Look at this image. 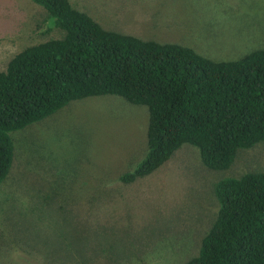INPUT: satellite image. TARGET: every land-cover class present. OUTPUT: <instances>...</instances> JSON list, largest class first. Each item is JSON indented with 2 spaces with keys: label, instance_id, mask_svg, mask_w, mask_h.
<instances>
[{
  "label": "rangeland",
  "instance_id": "1",
  "mask_svg": "<svg viewBox=\"0 0 264 264\" xmlns=\"http://www.w3.org/2000/svg\"><path fill=\"white\" fill-rule=\"evenodd\" d=\"M103 29L178 44L212 61L264 48V0H69ZM30 0H0V71L24 48L61 38ZM148 110L115 95L70 101L11 132L0 183V264H183L218 212L214 185L264 172V142L222 171L183 144L123 184L147 151Z\"/></svg>",
  "mask_w": 264,
  "mask_h": 264
},
{
  "label": "trees",
  "instance_id": "2",
  "mask_svg": "<svg viewBox=\"0 0 264 264\" xmlns=\"http://www.w3.org/2000/svg\"><path fill=\"white\" fill-rule=\"evenodd\" d=\"M61 38L28 46L0 71V183L13 162L10 133L70 101L115 95L148 110L147 151L123 184L144 178L183 144L202 164L228 169L264 142V48L233 61L103 29L69 0H30ZM218 212L198 254L183 264H264V172L214 185Z\"/></svg>",
  "mask_w": 264,
  "mask_h": 264
}]
</instances>
